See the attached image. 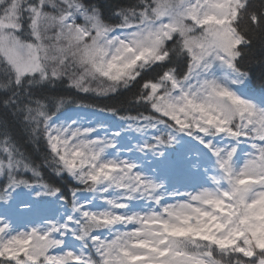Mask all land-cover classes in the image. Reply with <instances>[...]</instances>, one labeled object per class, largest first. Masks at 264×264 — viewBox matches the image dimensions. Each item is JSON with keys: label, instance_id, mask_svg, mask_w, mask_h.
Masks as SVG:
<instances>
[{"label": "snow or ice", "instance_id": "obj_1", "mask_svg": "<svg viewBox=\"0 0 264 264\" xmlns=\"http://www.w3.org/2000/svg\"><path fill=\"white\" fill-rule=\"evenodd\" d=\"M0 264H264V0H0Z\"/></svg>", "mask_w": 264, "mask_h": 264}, {"label": "rangeland", "instance_id": "obj_2", "mask_svg": "<svg viewBox=\"0 0 264 264\" xmlns=\"http://www.w3.org/2000/svg\"><path fill=\"white\" fill-rule=\"evenodd\" d=\"M186 147H187L186 145H177L176 146L177 151H176V153H173V158L178 160L180 158L181 154L185 151Z\"/></svg>", "mask_w": 264, "mask_h": 264}, {"label": "trees", "instance_id": "obj_3", "mask_svg": "<svg viewBox=\"0 0 264 264\" xmlns=\"http://www.w3.org/2000/svg\"><path fill=\"white\" fill-rule=\"evenodd\" d=\"M257 76H259V72H257ZM256 82H257V84H258V83H259V80L257 79ZM89 102H91V101H90V98H89Z\"/></svg>", "mask_w": 264, "mask_h": 264}]
</instances>
